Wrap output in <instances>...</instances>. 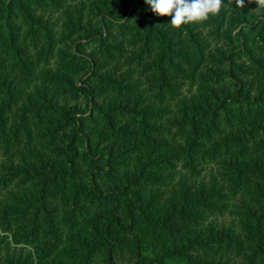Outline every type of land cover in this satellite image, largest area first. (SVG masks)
Here are the masks:
<instances>
[{
    "label": "trees",
    "instance_id": "obj_1",
    "mask_svg": "<svg viewBox=\"0 0 264 264\" xmlns=\"http://www.w3.org/2000/svg\"><path fill=\"white\" fill-rule=\"evenodd\" d=\"M224 3L0 0V264H264V9Z\"/></svg>",
    "mask_w": 264,
    "mask_h": 264
},
{
    "label": "clouds",
    "instance_id": "obj_2",
    "mask_svg": "<svg viewBox=\"0 0 264 264\" xmlns=\"http://www.w3.org/2000/svg\"><path fill=\"white\" fill-rule=\"evenodd\" d=\"M249 3L252 0H248ZM151 11L161 17H171L170 26L176 29L185 24L201 23L219 14L225 6L224 0H145ZM237 8L245 7V0H228ZM255 11L264 9V0H255Z\"/></svg>",
    "mask_w": 264,
    "mask_h": 264
}]
</instances>
